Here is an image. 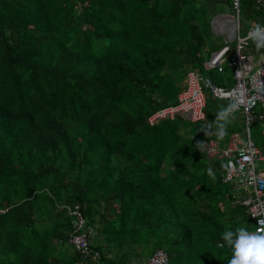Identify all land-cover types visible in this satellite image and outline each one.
Wrapping results in <instances>:
<instances>
[{
    "label": "trees",
    "instance_id": "obj_1",
    "mask_svg": "<svg viewBox=\"0 0 264 264\" xmlns=\"http://www.w3.org/2000/svg\"><path fill=\"white\" fill-rule=\"evenodd\" d=\"M222 5L0 0V264H85L67 241L75 204L104 263L142 264L162 247L169 264H227L221 234L254 220L203 145L241 133L238 113L220 139L207 126L229 101L212 96L202 121L149 122L188 70L231 84L230 68L205 67L225 44L211 27ZM259 14L242 0L247 27Z\"/></svg>",
    "mask_w": 264,
    "mask_h": 264
},
{
    "label": "built area",
    "instance_id": "obj_2",
    "mask_svg": "<svg viewBox=\"0 0 264 264\" xmlns=\"http://www.w3.org/2000/svg\"><path fill=\"white\" fill-rule=\"evenodd\" d=\"M252 1L255 10L260 14L257 20L250 21L243 36L239 34L242 0H229L231 13L215 17H231L232 32L228 30V21L224 20L222 30L218 31L226 36V40L235 43L232 46L225 43L219 50L211 53L205 67L215 69L218 73H224L225 67L230 68L233 82L230 84L225 80L223 84H216L211 77L196 70H188L185 86L178 94L177 103L155 111L149 117V122L154 123L163 118L172 119L176 115H183L192 122L202 121L206 116L207 96L229 102L239 101L237 113L243 124L242 133H232L223 143L209 136L204 142L203 150L209 158L222 162V180L233 187L232 202L246 208L254 220L255 232L261 227L258 221H264V173L259 166L264 163V150L258 148L251 139L250 127L258 124L264 140V51L262 47H251L252 40L244 41L242 37L256 24L264 25V0ZM226 93L229 95L225 96ZM67 208L71 215L72 228L67 238L68 243L85 259V264H107L103 262L101 253L90 244L94 228L87 223L79 204ZM143 264H169V256L164 248H155Z\"/></svg>",
    "mask_w": 264,
    "mask_h": 264
},
{
    "label": "clouds",
    "instance_id": "obj_3",
    "mask_svg": "<svg viewBox=\"0 0 264 264\" xmlns=\"http://www.w3.org/2000/svg\"><path fill=\"white\" fill-rule=\"evenodd\" d=\"M242 39L254 41L258 49L264 47V25L256 24ZM228 95L225 94V96ZM238 108L239 101L236 100L219 107L215 121L207 126L208 128L214 127L218 139L227 135L228 126L234 119ZM209 175L211 176L212 173L209 172ZM258 223L261 224V227L255 232L249 231L247 227L241 225L234 229L227 227L221 234L224 245L232 250L231 258L227 264H264V221H258Z\"/></svg>",
    "mask_w": 264,
    "mask_h": 264
},
{
    "label": "rangeland",
    "instance_id": "obj_4",
    "mask_svg": "<svg viewBox=\"0 0 264 264\" xmlns=\"http://www.w3.org/2000/svg\"><path fill=\"white\" fill-rule=\"evenodd\" d=\"M218 13H226V14H229V13H231V10H230V8L228 7V5H222L219 9H217V11H216V14L215 15H217ZM228 18H231V17H228ZM227 19V18H226ZM222 20H224V19H221V21ZM220 22V21H219ZM219 22H217V24H216V26H217V28H218V25L221 23H219ZM247 26H246V24H245V21L244 20H241L240 21V32H239V34L241 35V36H243L245 33H246V30H247ZM213 30V29H212ZM213 32H214V30H213ZM217 32H219V34H217V35H220L221 36V39H222V42L223 43H228L229 45H233V43H235V41H228V40H226L227 38H226V36L222 33V32H220V31H217ZM215 33V32H214ZM229 38V37H228ZM209 77H210V75H209ZM226 80L228 81V77H226ZM233 82V81H232ZM231 82V83H232ZM237 115V117L240 119V117H239V115L238 114H236ZM241 133H242V131H241ZM250 134H251V139L254 141V143L256 144V146L258 147V148H260L261 150H264V140H263V137H262V134H261V130H260V127H259V125L258 124H252L251 125V127H250ZM208 157V156H207ZM257 164V166H258V162L256 163ZM260 167H262V170H263V173H264V163H262L261 165H259ZM93 236H94V234H92L91 235V237H90V242H92L91 240H92V238H93ZM146 258L147 257H145L143 260H142V264L145 262V260H146Z\"/></svg>",
    "mask_w": 264,
    "mask_h": 264
},
{
    "label": "bare ground",
    "instance_id": "obj_5",
    "mask_svg": "<svg viewBox=\"0 0 264 264\" xmlns=\"http://www.w3.org/2000/svg\"><path fill=\"white\" fill-rule=\"evenodd\" d=\"M225 22L228 21L229 25H228V30L230 32H232L233 30V20L230 18V19H225L224 20ZM224 25V22L222 21L219 25H218V30H222V26Z\"/></svg>",
    "mask_w": 264,
    "mask_h": 264
},
{
    "label": "water",
    "instance_id": "obj_6",
    "mask_svg": "<svg viewBox=\"0 0 264 264\" xmlns=\"http://www.w3.org/2000/svg\"><path fill=\"white\" fill-rule=\"evenodd\" d=\"M220 14H224V13H218L217 15H215L212 19H211V27L212 29L214 30L215 34H218L217 30L215 29V26H214V20H215V17L220 15ZM264 49V47H262Z\"/></svg>",
    "mask_w": 264,
    "mask_h": 264
},
{
    "label": "crops",
    "instance_id": "obj_7",
    "mask_svg": "<svg viewBox=\"0 0 264 264\" xmlns=\"http://www.w3.org/2000/svg\"><path fill=\"white\" fill-rule=\"evenodd\" d=\"M229 15V14H228ZM228 19H230V18H228ZM225 20V19H224ZM220 22H222V21H220ZM219 22V23H220ZM217 24V23H216ZM214 26H215V23H214ZM215 29H216V26H215ZM217 30V29H216ZM218 31V30H217ZM218 34H219V32H218ZM250 51H253V49H250Z\"/></svg>",
    "mask_w": 264,
    "mask_h": 264
}]
</instances>
